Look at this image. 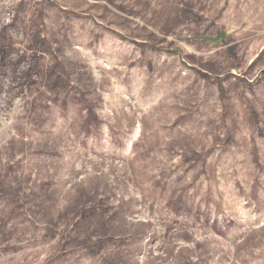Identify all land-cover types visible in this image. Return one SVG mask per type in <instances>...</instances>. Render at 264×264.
<instances>
[{
    "label": "rangeland",
    "instance_id": "rangeland-1",
    "mask_svg": "<svg viewBox=\"0 0 264 264\" xmlns=\"http://www.w3.org/2000/svg\"><path fill=\"white\" fill-rule=\"evenodd\" d=\"M0 264H264V0H0Z\"/></svg>",
    "mask_w": 264,
    "mask_h": 264
}]
</instances>
